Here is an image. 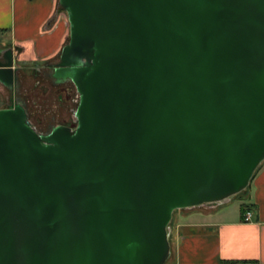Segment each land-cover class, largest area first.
<instances>
[{"label": "water", "instance_id": "obj_1", "mask_svg": "<svg viewBox=\"0 0 264 264\" xmlns=\"http://www.w3.org/2000/svg\"><path fill=\"white\" fill-rule=\"evenodd\" d=\"M58 4L75 127L0 109V264H165L173 212L227 203L264 161V0Z\"/></svg>", "mask_w": 264, "mask_h": 264}, {"label": "crops", "instance_id": "obj_2", "mask_svg": "<svg viewBox=\"0 0 264 264\" xmlns=\"http://www.w3.org/2000/svg\"><path fill=\"white\" fill-rule=\"evenodd\" d=\"M68 34L58 0H0V37L18 52L20 62L53 59ZM228 205L179 213L165 264H264V161L234 205Z\"/></svg>", "mask_w": 264, "mask_h": 264}, {"label": "rangeland", "instance_id": "obj_3", "mask_svg": "<svg viewBox=\"0 0 264 264\" xmlns=\"http://www.w3.org/2000/svg\"><path fill=\"white\" fill-rule=\"evenodd\" d=\"M9 48L14 54L13 64L16 68L14 96L25 106L28 120L33 128L39 133H45L49 128L57 125L75 127L73 112L78 104V94L74 86L70 82L56 85L50 78L52 64L58 62V56L43 62H20L18 52L8 40L0 37V58L2 57L1 52ZM12 95L9 89L0 84V109L11 104ZM236 199L237 195L231 197L225 204L228 205L231 201L228 206L234 205ZM184 210H176L172 214L168 225L170 248L178 215Z\"/></svg>", "mask_w": 264, "mask_h": 264}, {"label": "flooded vegetation", "instance_id": "obj_4", "mask_svg": "<svg viewBox=\"0 0 264 264\" xmlns=\"http://www.w3.org/2000/svg\"><path fill=\"white\" fill-rule=\"evenodd\" d=\"M59 56V55H58ZM55 64V63H54ZM54 64H52V67H51V73H50V78L52 79V81H53V83L54 84H56V82H55V79L53 78V73H54V71H53V69H54ZM67 82H64V83H61V84H56V85H64V84H66ZM7 89H9V88H7ZM11 92H12V98H11V104L10 105H12L13 103H20L24 108H25V106L16 98V96H14L15 95V93H16V90H15V85L12 87V88H10L9 89ZM9 105V106H10ZM26 109V108H25ZM27 112V111H26ZM70 127H73V125H71ZM52 128V127H51ZM51 128H49V130L47 131V132H45V133H48L49 131H50V129Z\"/></svg>", "mask_w": 264, "mask_h": 264}, {"label": "built area", "instance_id": "obj_5", "mask_svg": "<svg viewBox=\"0 0 264 264\" xmlns=\"http://www.w3.org/2000/svg\"><path fill=\"white\" fill-rule=\"evenodd\" d=\"M250 217H251V213H250V212H246V213L244 214V220H245V221H249V220H250Z\"/></svg>", "mask_w": 264, "mask_h": 264}, {"label": "trees", "instance_id": "obj_6", "mask_svg": "<svg viewBox=\"0 0 264 264\" xmlns=\"http://www.w3.org/2000/svg\"><path fill=\"white\" fill-rule=\"evenodd\" d=\"M67 41H68V39H67ZM258 168H259V167H258ZM258 168H257V169H258Z\"/></svg>", "mask_w": 264, "mask_h": 264}]
</instances>
